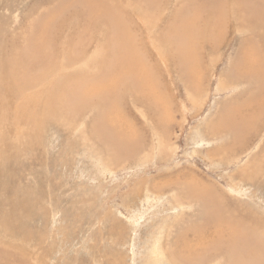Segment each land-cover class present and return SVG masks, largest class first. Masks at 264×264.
<instances>
[{"label": "bare ground", "instance_id": "obj_1", "mask_svg": "<svg viewBox=\"0 0 264 264\" xmlns=\"http://www.w3.org/2000/svg\"><path fill=\"white\" fill-rule=\"evenodd\" d=\"M169 1L60 0L29 26L24 43L11 41L7 46L0 41V81L4 78L8 83L0 84V123L4 121L2 116L13 117L14 125L24 124L29 130L28 134L19 132L13 143L8 140V132L0 135V195L16 196L8 199L11 202L8 211L0 210V264H29L26 242L33 234L26 221L38 202L31 190L13 188L2 177L14 175L20 145L30 150L41 144L39 135L46 122L80 132L81 140L88 145L97 146L98 142L95 150L106 158L101 160L115 165L122 157L132 158L142 146L138 121L133 122L136 116L132 118L127 101L155 127L166 121L170 94L164 90L168 86L162 76V81L157 77L159 63L154 58V63L149 60L153 57L149 53L151 46L165 63V72L180 67L189 87H195L209 64L203 67L206 46L210 45L212 50L228 32L251 33L227 70V80L222 77L220 88L233 89L243 81L257 82L259 88L256 90L254 85L256 91L235 99L233 108L227 107L206 127L213 135L230 131L235 137V143L213 148L211 153L236 151V142H241L246 133H254L264 122V0H183L180 8L163 17ZM66 31L68 34H64ZM255 36L258 41L253 39ZM93 43L95 49L89 53ZM214 61L215 55H211L210 62ZM9 98L17 101L14 107ZM86 112L95 113L91 123L82 120ZM161 142L158 144L162 145ZM243 173L242 178L245 176L243 179L247 180ZM190 182L183 181L184 187L179 188L188 199L200 201L210 213L213 233L208 235L200 229L193 241L183 242L178 250L179 245L155 251L152 263L264 264V218L254 212L231 209L221 195L214 191L212 194L202 183ZM180 195H174L176 205L184 206Z\"/></svg>", "mask_w": 264, "mask_h": 264}, {"label": "rangeland", "instance_id": "obj_2", "mask_svg": "<svg viewBox=\"0 0 264 264\" xmlns=\"http://www.w3.org/2000/svg\"><path fill=\"white\" fill-rule=\"evenodd\" d=\"M59 2L0 0V41L7 46H10L11 41L24 43L29 26ZM183 2L169 1L163 17L180 8ZM137 23L140 26L141 22ZM142 31L147 35V32ZM249 34L228 32L215 44L213 51L210 45L206 46L203 67L208 63L209 66L204 68L203 81L200 79V84L196 82L195 87H189L180 67L176 69L173 66L174 71L165 72V63L157 56L153 46L149 48L153 56L149 60L154 63L155 59L160 65L157 77L161 81L163 78L168 86L164 90L170 94V118L167 116L159 128L155 127L147 116L146 120L142 117L139 109L132 107L131 102H126L127 108H131L132 118L136 116L133 122L138 121L136 127L141 135V151L144 153L139 149L135 157L129 160L128 157H122L115 165L109 164L101 160L106 158L95 150L99 146L98 142L97 146L94 144L95 147L92 143L88 145V142L81 140L80 132H72L66 126L48 122L39 135L42 140L40 145L30 150L20 145L15 160L17 163L13 165L14 175L8 178L3 175L2 180L6 179L13 188L31 190L38 202L37 210H32L30 220L28 218L26 221L27 229L33 234L26 242V246H29L26 247L29 264H168L152 263L153 253L179 245L176 248L178 250L183 242L193 241L200 229L208 235L213 233L210 213L204 210L200 201L188 199L182 193L179 186L184 187L183 181L202 183L212 194L221 195L229 208L241 213L254 212L264 218V122L254 133H246L242 143L236 142L235 154H212L215 148L235 143V137L230 131L213 135L206 128L227 107L233 108L231 104H234L235 99L244 98L250 91L259 88L257 82L249 84L246 81L233 89L220 88L222 77L227 80L226 72L239 55L244 41L251 37L252 34ZM253 39L258 41L256 36ZM89 49V53L94 51V43ZM211 55H215L214 62H210ZM0 84L8 85L4 78ZM15 103L17 101H11L12 107ZM94 114L86 112L82 120L91 123ZM2 118L4 121L0 123V135L5 136V132H8V140L12 143L19 132L28 134L26 125H14L13 117ZM157 137L162 145H159ZM253 159L257 161L252 162ZM244 169H247L246 174L243 173ZM241 172L247 175V180L243 179L245 176L242 178ZM177 193H182L180 196L184 206L176 205L174 195ZM9 195H0V210L8 211L11 206L8 199L16 198L13 194L12 198Z\"/></svg>", "mask_w": 264, "mask_h": 264}]
</instances>
